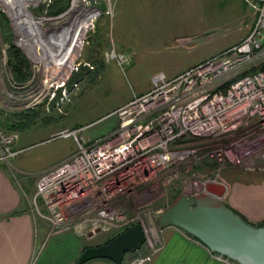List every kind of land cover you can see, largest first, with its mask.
<instances>
[{"label":"built area","instance_id":"built-area-1","mask_svg":"<svg viewBox=\"0 0 264 264\" xmlns=\"http://www.w3.org/2000/svg\"><path fill=\"white\" fill-rule=\"evenodd\" d=\"M245 2L255 15L245 38L174 77L153 74L146 92L134 94L111 112L117 120L106 137L97 141L83 138L78 134L80 127L52 135V139H72L75 148L68 158L41 171L35 179L31 202L35 213L49 222L51 232H71L81 238L95 230L115 232L136 223L143 225L137 210L162 195L167 186L169 195L177 190V184L186 182L190 188L195 172L205 167L214 172L227 161L237 162L231 147L249 140L264 156V68H259L264 64V0ZM50 4L51 0H35L25 5L34 23L45 28L42 34L47 39L51 36L48 29L58 24L57 17L73 15L78 19L89 12L86 9L94 11L81 49L102 14L100 2L69 0V7L54 16L44 11ZM40 5L41 13L34 14ZM103 6V12L111 14L110 3ZM109 58L123 69L130 56L111 49ZM74 59L69 72L53 80L45 75L43 66L33 64L36 70H43L40 76L44 79L38 76L34 82L32 78L29 84L34 83L33 87L18 102L12 101L16 98L10 93L11 104L5 111L10 115L35 109L43 102L46 108L57 105L56 99L66 91L62 87L68 74L76 69ZM254 67L255 71L246 73ZM59 89L62 96L57 97ZM18 141L17 131L0 129V161L17 153L12 148ZM209 185L215 186L207 183L204 187ZM39 201L45 214L37 208ZM164 207L153 210L154 216ZM143 227L146 239L132 251L130 264L148 263L164 245L160 230L148 234Z\"/></svg>","mask_w":264,"mask_h":264},{"label":"rangeland","instance_id":"rangeland-1","mask_svg":"<svg viewBox=\"0 0 264 264\" xmlns=\"http://www.w3.org/2000/svg\"><path fill=\"white\" fill-rule=\"evenodd\" d=\"M94 1L97 2V0ZM98 1L100 4L103 3V5L110 3L111 14L106 15L103 12L104 8L99 7L102 10V14L95 21L94 31L90 34H86V36L88 35L87 38L83 39L81 43V49L74 59L76 69L68 74V82L62 87V89H66L64 96L62 98H57L56 100L59 99L57 105H53L52 107L48 106V108H46V102L38 105V107H40L38 109L39 115L35 122L29 129L19 131L21 145H23V143L42 139L51 132L56 133L64 129H78L80 126V128L83 129L78 132V134L82 135L83 138L85 137L91 141H97V139L106 137L113 129L117 120L116 115H112L111 112L125 104L134 94H140L139 91L143 87H147L146 85L149 83L153 74L163 72L168 75L169 72L203 55L210 50V47L213 45L212 43L197 45L194 37H189L186 41L180 42L181 48H174L167 42L173 35L179 37L185 33H190L192 29L199 28L201 25L207 26L206 23L209 21H206L207 19L204 21L203 14L213 6L212 0ZM52 4L53 0H51L49 7L44 10L45 13L47 11V15H58V13H48ZM41 6L42 5L36 9V13L34 11L33 13H41V8H43ZM68 7L69 1L66 9ZM44 11H42V14ZM251 12L253 11L251 10ZM66 19V16L57 19V26L61 21ZM46 23L48 24L49 22ZM18 33L20 32H16V34ZM16 34L8 19L6 11L0 6V118H2V114L5 116L9 115L5 111L7 105L11 104L10 101L12 100L8 95L13 93V97H15L16 100L12 101H20L18 98L21 99L26 91L34 85V83L30 85L29 81L32 78L34 82L35 80L37 81V77H41L40 74H43L42 69H44L36 70L34 65H38V63L29 56L23 47L17 45ZM62 44L65 43L61 42L60 46H62ZM10 46L17 48L20 55L23 56L29 64L31 74L30 78L22 86L24 89H20L17 84L12 82V72L8 63L11 57L8 53ZM111 49L121 51L130 56L129 63L123 69L109 58ZM184 49L186 52L182 51ZM189 67L190 66H187V68ZM38 84H42V82ZM39 88L42 89L43 86ZM149 88L150 84H148L146 89L148 90ZM59 92L61 95V91ZM251 142L252 141L248 140L243 144L240 143L231 147V154L236 156L237 162L227 161L224 167L214 172L207 170V167H205V169L202 168L204 170L195 172V176L192 177L191 175L193 181L191 180L192 184L190 188L185 186V182L183 184H177V190L186 194H190L191 192L195 193L202 189H206L204 186L207 183H211L215 185L213 189H211L212 195L228 206L229 199L231 198L230 192L234 187L240 186V188H243L242 190H245L244 192L252 188L254 189V187H263L264 156ZM17 144L18 143L15 144L14 148ZM48 147L52 148H50L48 155L45 153L44 159L38 160L35 166L45 163L47 158L51 156H59L63 153L71 152L75 148L72 139L59 138L48 144L37 147L33 152L43 149L46 151ZM210 162L211 161H209V163ZM3 165L11 169L12 165H14L13 158L9 157L7 160H1L0 171L4 169ZM11 171H13V169H11ZM206 179H208V181L204 185L203 182ZM219 185H221L219 187L220 190L216 188V186ZM167 187L164 188V193H162V195L137 210L148 234L163 230L158 229L156 226L153 210L155 211L169 203L171 196L169 195V191L171 190ZM167 190L168 192H165ZM170 194H172V192ZM240 196L244 197L241 193ZM30 200L32 199H29V207L32 216L35 221H37L39 216L35 213L34 205ZM236 201L238 204H241L239 203L241 202L240 198ZM37 208L41 211L43 206L37 202ZM246 218L251 223L255 222L253 219ZM43 223L47 232L44 238L45 242H41L39 233L41 227H38L40 226L38 223V232L35 239L36 246L34 254L30 258V264H42V258H45L40 256L42 251L43 255L47 256L46 261H49L48 258L51 256L54 257V254L52 255V253H49L52 252L54 247L64 248L65 252L62 251L59 257L61 263H65L72 257L73 247L76 241L80 242L81 247L98 245L102 244L104 240L113 233V231L101 232L98 230V233H90V237L88 234L81 238L77 237L78 239L75 240L73 239L74 237L68 240L65 237V242H63V237L54 236L61 233L51 232L53 228L46 222L43 221ZM260 223H262V221ZM160 231L159 235L163 238L165 245L163 231ZM158 252L151 256L150 261H152L153 257L158 254ZM9 256L5 258H9ZM101 260L103 259L98 261L101 262V264H110L109 262ZM131 261V254H124L122 264H130ZM230 262L232 264H237L233 261ZM73 264H76L75 261Z\"/></svg>","mask_w":264,"mask_h":264},{"label":"crops","instance_id":"crops-1","mask_svg":"<svg viewBox=\"0 0 264 264\" xmlns=\"http://www.w3.org/2000/svg\"><path fill=\"white\" fill-rule=\"evenodd\" d=\"M211 2L213 6L203 14L204 21L206 19V21H209L206 23L207 26L201 25L199 28L192 29L190 33H185L179 37L173 35L167 41L172 47L181 48L180 42L186 41L189 37H194L197 45L212 43L211 49L198 58L189 61L186 65L169 72L168 75L165 74L166 77L176 76L184 71L187 66L195 65L218 54L222 50L237 44L250 33L255 15L244 0H212ZM182 51L186 52L185 49ZM148 84H150V81ZM146 88L143 87L139 93L147 91ZM54 134L55 132H51L42 139L23 143V145L20 144L21 140L19 139L20 141L17 142L19 145L17 144L15 148H12L17 152L12 156L14 165L11 169L13 171L4 165V169L0 171V264H30V258L34 254L36 246L38 223L40 225L38 227H41L39 232L41 242H45L44 238L47 232L43 221L49 226L50 224L41 216H39L40 220L35 221L29 207V199H32L35 192V179L41 171L68 158L73 153L71 151L59 156H51L47 158L45 163L35 166L38 160L44 159L45 153L48 155L51 147H48L46 151L43 149L33 152V150L56 140L51 138ZM263 187H254V189L252 188L246 192L240 186L234 187L230 192L231 198L228 206L249 223L251 222L246 217L255 221L251 224H260L261 221H264ZM240 193L244 197L240 196ZM239 198L241 204L236 201ZM39 203L42 206L41 201ZM40 212L42 214L46 213L44 207ZM161 231H163L165 245L148 264H232L228 259L211 254L198 241L183 231L173 227L163 228ZM54 236L63 237V242H65V237L67 240L73 237L74 240L78 239L70 232ZM81 248L80 242L76 241L72 252L74 255L72 254V257L65 263H61L59 257L62 251L65 252L63 247H54L52 252H49L52 255L54 254V257L48 258L49 261H46L47 256L43 255L42 251L40 256L45 257L42 258V264H73L74 261L76 263ZM7 256L9 258L6 259ZM99 260L94 259L83 264H101V262H98ZM101 261L113 264L105 259Z\"/></svg>","mask_w":264,"mask_h":264},{"label":"water","instance_id":"water-1","mask_svg":"<svg viewBox=\"0 0 264 264\" xmlns=\"http://www.w3.org/2000/svg\"><path fill=\"white\" fill-rule=\"evenodd\" d=\"M212 188L209 185L195 193L179 192L155 217L156 226L183 231L211 254L237 264H264V225L254 226L246 222L214 197ZM145 239L143 225L136 223L105 243L84 247L76 264L94 259L122 264L124 254L137 250Z\"/></svg>","mask_w":264,"mask_h":264},{"label":"bare ground","instance_id":"bare-ground-1","mask_svg":"<svg viewBox=\"0 0 264 264\" xmlns=\"http://www.w3.org/2000/svg\"><path fill=\"white\" fill-rule=\"evenodd\" d=\"M30 1L35 0H0V5L9 16L15 34L20 32L16 34L17 45L23 47L38 65L43 66L45 75L52 80L64 76L69 72L72 61L79 52L80 42L89 26L90 12L94 11L86 9L89 12H85L78 19L72 15L69 19L61 21L58 26L48 29L51 36L47 39L42 34L46 32L45 28L37 22L34 23L35 20L26 12L25 5ZM61 17L63 16L57 17L55 21ZM61 42L65 44L60 46Z\"/></svg>","mask_w":264,"mask_h":264},{"label":"trees","instance_id":"trees-1","mask_svg":"<svg viewBox=\"0 0 264 264\" xmlns=\"http://www.w3.org/2000/svg\"><path fill=\"white\" fill-rule=\"evenodd\" d=\"M68 1L69 0H58V1L57 0H53V4L50 6V8L48 10V13L49 14H57L59 12H62L63 10L66 9V7L68 5ZM101 7H104L103 4H101ZM8 53L11 56L10 57V61H8V63H9V67H10L11 72H12L11 73L12 74V82L14 84H17L18 87H20V89H24L22 86L30 78V74H31L30 73L29 64H28L27 60L23 56L20 55V52H19V50L17 48H15L13 46H10V48L8 50ZM259 68H264V64L260 65ZM255 70H256V68L254 67V68L250 69L249 71H247L246 73H251V72H253ZM59 93L60 92H58L57 97L60 96ZM39 108L40 107L35 108V109H26V110H23V111H19V112L10 114L8 116H5V115L2 114L1 115L2 118H0V129L3 130V131H6V132H8V131H17L18 133H19V131H21L23 129H29L32 126V124L35 122V120L37 119V116L39 115L38 114V112H39L38 109ZM207 164L209 165L210 168L213 167L212 164H210V163H207ZM179 192H180L179 190H174L172 192V194H170L171 196H170L169 202ZM227 207H229V206H227ZM246 222H248V221H246ZM261 225H264V222H262L260 224H256L254 226H261ZM120 232L121 231L113 232L112 234L109 235V237H107L104 240L103 243L107 242L108 240H110L115 235L119 234ZM84 247H86V246H83L81 248V251L83 250Z\"/></svg>","mask_w":264,"mask_h":264},{"label":"flooded vegetation","instance_id":"flooded-vegetation-1","mask_svg":"<svg viewBox=\"0 0 264 264\" xmlns=\"http://www.w3.org/2000/svg\"><path fill=\"white\" fill-rule=\"evenodd\" d=\"M91 246H94V245H91ZM127 253H130L132 255V251L131 252H127ZM126 254V253H125ZM106 260V259H105ZM109 261V260H108ZM111 262V261H110Z\"/></svg>","mask_w":264,"mask_h":264},{"label":"clouds","instance_id":"clouds-1","mask_svg":"<svg viewBox=\"0 0 264 264\" xmlns=\"http://www.w3.org/2000/svg\"><path fill=\"white\" fill-rule=\"evenodd\" d=\"M59 91H60V89H59Z\"/></svg>","mask_w":264,"mask_h":264}]
</instances>
